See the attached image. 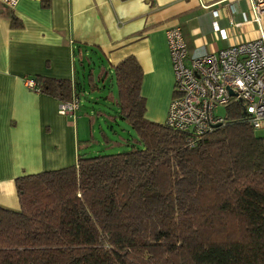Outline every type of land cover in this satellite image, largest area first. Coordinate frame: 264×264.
<instances>
[{
	"label": "trees",
	"instance_id": "obj_1",
	"mask_svg": "<svg viewBox=\"0 0 264 264\" xmlns=\"http://www.w3.org/2000/svg\"><path fill=\"white\" fill-rule=\"evenodd\" d=\"M113 74L140 146L18 176L19 209L0 206V264H264V138L242 105L191 145L145 117L134 57ZM37 82L58 102L77 95L75 81Z\"/></svg>",
	"mask_w": 264,
	"mask_h": 264
},
{
	"label": "crops",
	"instance_id": "obj_2",
	"mask_svg": "<svg viewBox=\"0 0 264 264\" xmlns=\"http://www.w3.org/2000/svg\"><path fill=\"white\" fill-rule=\"evenodd\" d=\"M214 22L226 38L213 29ZM174 26L190 54L259 34L248 0H17L14 7L0 2V206L19 209L18 176L72 165L81 143L89 144L76 115L59 114L56 98L28 89L23 79L75 81L73 96L80 104L76 62L83 67L90 56L113 73L116 64L134 57L143 73L145 117H162L164 123L174 83L165 32ZM87 68L83 79L98 89L100 75L89 63Z\"/></svg>",
	"mask_w": 264,
	"mask_h": 264
},
{
	"label": "built area",
	"instance_id": "obj_3",
	"mask_svg": "<svg viewBox=\"0 0 264 264\" xmlns=\"http://www.w3.org/2000/svg\"><path fill=\"white\" fill-rule=\"evenodd\" d=\"M248 1L251 19L259 30L253 39L217 51L190 54L180 27L165 32L174 83L164 124L186 133L191 145L225 121L226 116L216 114L215 109L233 102L242 105L245 119L254 130L264 129V0ZM0 2L14 7L17 0ZM231 24L239 26L236 22ZM213 29L221 38L227 37L215 22ZM23 84L41 92L32 77H25ZM78 109L76 96L58 104L61 115H75Z\"/></svg>",
	"mask_w": 264,
	"mask_h": 264
},
{
	"label": "rangeland",
	"instance_id": "obj_4",
	"mask_svg": "<svg viewBox=\"0 0 264 264\" xmlns=\"http://www.w3.org/2000/svg\"><path fill=\"white\" fill-rule=\"evenodd\" d=\"M83 63V67L77 62L74 64L76 78L80 85V104L75 114L77 116L75 124L78 123L84 128L89 144L84 146V143H81L79 153L85 156H95L125 152L133 145L139 147L140 145L135 141L137 138L135 132L124 119L118 116L116 83L113 73L106 70L103 60L97 61L89 56ZM87 63L92 72L101 77L102 84L98 89H91L86 78L83 79V75L89 71ZM161 104L162 101H159L158 105ZM158 105L157 108H160ZM226 110V107L220 105L215 109V113L224 116ZM161 120L162 117H158L151 121L163 123ZM255 134L264 138V129L255 130Z\"/></svg>",
	"mask_w": 264,
	"mask_h": 264
},
{
	"label": "water",
	"instance_id": "obj_5",
	"mask_svg": "<svg viewBox=\"0 0 264 264\" xmlns=\"http://www.w3.org/2000/svg\"><path fill=\"white\" fill-rule=\"evenodd\" d=\"M216 127L219 126V125H215Z\"/></svg>",
	"mask_w": 264,
	"mask_h": 264
}]
</instances>
